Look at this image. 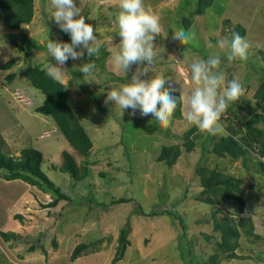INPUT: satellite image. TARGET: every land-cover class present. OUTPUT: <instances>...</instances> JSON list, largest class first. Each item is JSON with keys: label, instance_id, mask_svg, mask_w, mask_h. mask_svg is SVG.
<instances>
[{"label": "rangeland", "instance_id": "rangeland-1", "mask_svg": "<svg viewBox=\"0 0 264 264\" xmlns=\"http://www.w3.org/2000/svg\"><path fill=\"white\" fill-rule=\"evenodd\" d=\"M76 3L85 22L93 26L101 45L95 57H99L102 50L108 52L103 68L95 66L87 76L80 72V67L95 62L86 50L81 59L69 58V64L87 86L84 90L78 87L66 64L59 81L65 86L68 104L93 140L88 158L70 147L56 131L50 117L35 111L42 104L43 95L32 90L24 78L28 65L46 69L50 63L56 64L47 53L48 39L71 43V38L66 39L68 33L63 32L52 17L55 9L51 0H34L31 23L18 30L0 25V65L9 60L16 62L9 70L0 69V137L10 139L12 144L7 154L15 157L19 151L30 147L39 150L43 155L41 170L72 199L69 203L60 201L48 207L55 197L52 192L21 180L0 178V232H13L20 237L7 242L0 237V264H113L118 233L127 223L130 245L124 257L114 264H211L208 258L213 254L215 238L219 237L218 232H212L214 220L237 219L238 206L222 200L214 208L196 199L201 191L195 174L198 165L218 167L243 179V216L252 218L255 232L264 237V190L256 186L257 180H264L258 175L260 172L242 173L238 167L240 161L231 163L228 158L215 157L210 151L222 135L202 133L186 119L194 89L190 80L191 64L207 60L211 55L221 57L219 72L225 77L224 86L237 79L244 87L241 97L252 100L258 83L264 81V70H259L264 68V0H213L203 15L190 18L187 29L182 18L189 17L196 0H144L145 7L159 16L162 31L153 41L154 66L142 79L163 76L165 88L171 85L179 96L183 93L182 117L171 120L166 128L149 115L141 116L138 109L133 115L132 109L123 110L111 101L105 102L110 90L129 83L136 70L146 66L144 63L133 65L128 73L117 71L113 66L112 55L119 50L121 40L116 19H113L119 12V0H76ZM225 19L230 20L229 27L223 24ZM235 23L246 29L243 38L249 48L247 60L229 62L217 41L231 39ZM179 29L191 37L186 45L172 39V32ZM20 35L44 49L33 51L28 60L10 43L12 37ZM81 47L75 50L80 51ZM170 56L176 60H171ZM9 74H15L12 81L6 79ZM189 130L192 132L189 138L195 146L191 152H186L185 133ZM163 145L181 147L182 154L171 168L156 162ZM1 147L0 142V151H8ZM64 151L75 158L79 167L88 165L89 168L88 177L75 187L69 175L59 168ZM250 163L254 164L251 160ZM121 197L133 201L104 207L113 198ZM139 207L146 212L172 211L182 218L184 232L172 216L145 217L136 213ZM17 214L22 216L21 221L14 217ZM98 240L101 242L96 252L70 260L77 244ZM32 246L36 248L33 252L29 249ZM237 254L239 259H222L219 264H264L259 261V254L264 258V243L242 239Z\"/></svg>", "mask_w": 264, "mask_h": 264}, {"label": "trees", "instance_id": "trees-1", "mask_svg": "<svg viewBox=\"0 0 264 264\" xmlns=\"http://www.w3.org/2000/svg\"><path fill=\"white\" fill-rule=\"evenodd\" d=\"M212 2L213 0H196V7L189 17L187 19L182 18L184 28L187 29L190 26V18L203 15L206 8L212 5ZM33 16L34 0H0V25L10 30H18L20 27L28 25L31 23ZM116 16H113V19H116ZM223 24L229 27L230 20L225 19ZM235 25V28L232 29V34L236 32L243 37L246 29L240 24L235 23ZM66 39H70L69 34H67ZM51 40L53 39L51 38ZM10 43L18 52L23 53L28 60L31 58L33 51L44 49L43 46L37 45L34 40L25 35H20L18 38L12 37ZM107 56L108 52L102 50L99 57L93 56L90 58L95 62L96 67L98 66L102 69L104 59ZM51 59L54 61V58L51 57ZM15 63L14 60H9L1 64L0 69L9 70ZM66 65L70 69L78 87L84 90V87L86 88L87 86L78 77L77 71L71 67L69 60ZM259 70H264V68ZM14 78L15 74H9L6 79L12 81ZM24 78L32 90L38 91L43 95V102L35 111L43 116L50 117L57 128L56 131L62 135L70 147L83 158H88L93 148V140L68 104L65 86L61 82L50 78L46 74L45 69L37 65H28L24 71ZM113 79L115 80L117 77H113ZM85 91L88 92L87 89ZM172 94L177 97V107L171 120L180 119L182 117V102L176 90ZM94 96L95 94H93ZM149 118L155 120L151 114H149ZM220 123L225 129V135L219 136L215 140L210 153L217 158H228L231 163L240 161L239 172H260L258 175L264 179V162L257 158V156H264V81L258 83L252 100L240 97L238 101L230 104L227 111L222 115ZM191 133V130L185 133L184 148L186 152H191L195 146L194 142L189 138ZM0 142L2 143L3 141L0 140ZM181 154L182 151L179 145H163L160 147L156 162L164 163L171 168L176 164ZM62 159L63 162L59 168L63 173L69 175L73 187H75L76 183L78 184L88 177V165L79 167L75 158L66 151L62 152ZM250 160L254 164L251 165L250 163L249 165L248 161ZM42 162L43 155L35 148L22 149L18 157H13L0 151V178L5 181L21 180L30 186H36L46 192H52L55 197L48 204V207H54L60 201L71 202L72 199L62 192L41 170ZM195 174L201 187L197 200L214 208L219 206L222 200L233 202L238 206L235 210L237 219L214 220L212 232H218L219 237L214 240L215 246L213 254L208 258L209 263L219 264L222 259H239L240 256L237 254V249L240 248L242 239H246L249 243H264V237L255 232L252 218L243 216L245 205L243 199L244 189L242 188L243 179L234 174L225 173L218 167L207 168L202 165L195 167ZM101 176H103V173H101ZM257 181L259 182H257L258 184L256 183V186H260V189L263 188L264 190V180L263 182ZM131 201L133 200L125 197L113 198L104 207L130 203ZM88 202L94 204L92 200ZM136 213H140L145 217H156L164 214L172 216L183 232L185 230L182 218L172 211L146 212L139 207ZM14 217L20 221L22 220V216L19 214ZM129 231L130 227L127 223L122 226L118 233L116 252L112 260L113 264L124 257L125 251L130 245L128 240ZM0 237L6 242L10 239L17 240L20 238L18 234L3 231L0 232ZM100 242L101 240L77 244L71 252L70 260L74 261L82 255L96 252L99 249L97 245ZM52 244L53 248L56 249V243L53 242ZM29 249L31 252L36 250L34 246ZM40 249L46 255V251L43 250L42 246H40ZM188 252L190 255L192 254L190 249ZM259 257V261L264 262L261 254H259Z\"/></svg>", "mask_w": 264, "mask_h": 264}, {"label": "clouds", "instance_id": "clouds-1", "mask_svg": "<svg viewBox=\"0 0 264 264\" xmlns=\"http://www.w3.org/2000/svg\"><path fill=\"white\" fill-rule=\"evenodd\" d=\"M55 11L52 15L60 29L68 33L71 43H63L48 39L46 49L49 57L54 58L56 64L46 66V74L55 81H61L64 76V65L69 58L81 59L85 50L89 57L98 55L100 43L94 34L91 24L85 22L76 0H51ZM116 16L118 34L121 37L119 50L112 55L113 66L117 71L128 73L133 65L142 63L146 66L131 76L129 83L119 89H112L107 94L106 103L111 101L121 109H132V114L138 109L141 116L151 114L157 123L166 128L170 125L177 107V97L172 94L175 89L165 88L163 76L142 79L154 66V39L160 35L162 28L158 15L151 12L144 5V0H119ZM172 39L186 45L191 37L182 29L172 32ZM218 48L225 52L227 60H247L249 44L239 34L234 32L231 39L221 38L217 41ZM80 51H76L77 47ZM171 60H176L170 56ZM221 57L211 55L207 60H197L191 64L190 80L194 85L189 100V111L186 119L202 133L209 135H223L225 129L220 123L222 115L230 104L238 101L244 94V87L237 79H232L225 85V77L219 72ZM95 64L91 61L80 67V72L87 76ZM91 82V81H86ZM46 99V97H45ZM183 99V93L179 97ZM264 162V156H257Z\"/></svg>", "mask_w": 264, "mask_h": 264}, {"label": "crops", "instance_id": "crops-1", "mask_svg": "<svg viewBox=\"0 0 264 264\" xmlns=\"http://www.w3.org/2000/svg\"><path fill=\"white\" fill-rule=\"evenodd\" d=\"M0 140H2L3 142H2V149H3V151H6V148L8 149V151L6 152V153H9L10 154V150H9V146H11L12 144L10 143V139H7V138H3V137H0ZM16 153H18V151L16 152ZM15 153V154H16ZM16 155H20V151H19V154H16ZM18 156H15V157H18Z\"/></svg>", "mask_w": 264, "mask_h": 264}]
</instances>
